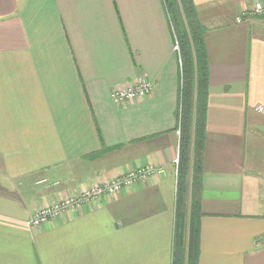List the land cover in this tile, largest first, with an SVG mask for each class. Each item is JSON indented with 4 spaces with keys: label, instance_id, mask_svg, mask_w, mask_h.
I'll use <instances>...</instances> for the list:
<instances>
[{
    "label": "crops",
    "instance_id": "0c3cea01",
    "mask_svg": "<svg viewBox=\"0 0 264 264\" xmlns=\"http://www.w3.org/2000/svg\"><path fill=\"white\" fill-rule=\"evenodd\" d=\"M251 1L192 0L208 76L182 127L183 160L197 175V264H264V18L239 17ZM175 41L162 0H0V264H172L183 107ZM139 77L152 84L146 98L112 102L114 86ZM149 165L154 174L117 195L25 224Z\"/></svg>",
    "mask_w": 264,
    "mask_h": 264
},
{
    "label": "trees",
    "instance_id": "16d2710c",
    "mask_svg": "<svg viewBox=\"0 0 264 264\" xmlns=\"http://www.w3.org/2000/svg\"><path fill=\"white\" fill-rule=\"evenodd\" d=\"M168 15L170 27L176 38L181 61L182 84L180 96L182 106L181 144L183 145V124L190 126L194 105H200L207 95V59L203 28L197 23L192 0H162ZM195 90V96L192 91ZM194 150L197 151L194 147ZM103 149L92 153L98 156ZM181 148L178 158L176 210L173 235L172 264H197L199 254L198 201L192 192L196 181L195 168L188 167L183 160ZM194 162V157H193ZM190 174V178L189 177ZM191 192L188 194L189 185ZM190 199V200H189Z\"/></svg>",
    "mask_w": 264,
    "mask_h": 264
},
{
    "label": "built area",
    "instance_id": "2783aa9c",
    "mask_svg": "<svg viewBox=\"0 0 264 264\" xmlns=\"http://www.w3.org/2000/svg\"><path fill=\"white\" fill-rule=\"evenodd\" d=\"M250 13L264 16V2L254 0L252 2ZM175 49L178 50L177 41L174 42ZM152 85L150 81L144 77H139L133 81L118 84L112 88L109 93L110 99L116 104H129L142 101L151 91ZM257 110H262L261 106ZM156 172L153 166L140 167L99 184L86 186L79 192L66 195L60 201L44 206L36 210L25 224L29 227H37L48 221L64 219L67 213L77 210L83 204H93L101 199L117 195L124 188L131 187L139 180H145ZM46 181V180H43Z\"/></svg>",
    "mask_w": 264,
    "mask_h": 264
},
{
    "label": "rangeland",
    "instance_id": "374dc122",
    "mask_svg": "<svg viewBox=\"0 0 264 264\" xmlns=\"http://www.w3.org/2000/svg\"><path fill=\"white\" fill-rule=\"evenodd\" d=\"M254 0H252L251 2H250V4L247 6V10L245 11V12H242V14L239 16L241 19L242 18H249V17H259V18H261L262 17V19L264 18V16H259V15H257V14H253V13H250V10L252 9V2H253ZM239 19V18H238ZM174 48H175V44H174ZM178 51V50H177ZM149 81V80H148ZM151 83V82H150ZM152 85V84H151ZM152 89V88H151Z\"/></svg>",
    "mask_w": 264,
    "mask_h": 264
}]
</instances>
